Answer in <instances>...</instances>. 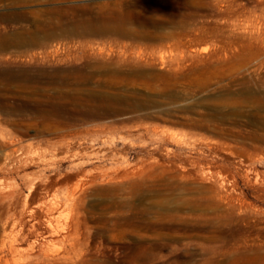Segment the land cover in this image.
<instances>
[{
  "label": "rangeland",
  "instance_id": "rangeland-1",
  "mask_svg": "<svg viewBox=\"0 0 264 264\" xmlns=\"http://www.w3.org/2000/svg\"><path fill=\"white\" fill-rule=\"evenodd\" d=\"M0 44V66L90 75L81 155L12 175L70 179L78 247L47 264H264V0H0Z\"/></svg>",
  "mask_w": 264,
  "mask_h": 264
},
{
  "label": "bare ground",
  "instance_id": "bare-ground-1",
  "mask_svg": "<svg viewBox=\"0 0 264 264\" xmlns=\"http://www.w3.org/2000/svg\"><path fill=\"white\" fill-rule=\"evenodd\" d=\"M4 22H8V20H4ZM74 73L66 74L64 71L58 70L56 73L50 74L43 71H30L22 67L11 69L0 66V175H9V179H11L8 189L0 185V199L2 202L8 203L4 214H7L9 220L12 221V229L7 235L9 239H1L0 244L2 247L8 246L9 250L6 249L12 254L19 253V249L27 246L28 262H25L27 264H47L46 259L53 258V256L55 259L61 256V259L67 258L62 255L63 253H59L60 249H58L59 251L55 249L60 241L63 244L68 243V250L65 253H74L78 247L76 240L79 226L70 217V202L73 201L75 195L68 192L62 199L56 193L60 187L69 185L70 179L68 177L47 178L44 175L46 173L37 174L34 178L25 174L21 178L23 183L19 184L12 177L13 174H20L35 164L48 162L47 159H43V154L40 153V150L43 149L54 153L70 154L74 158H78L82 153L77 150L78 146L87 143L88 139H85L87 136L95 135L89 130L84 132L80 128H73L85 123L84 118L78 117V110L75 107L78 100L76 95L78 81L79 78L90 77L81 69ZM70 75L73 77L69 78ZM5 122L12 124L15 128L11 130L3 128L2 124ZM31 129L35 130V134L33 138H30L32 142L27 143ZM78 175L80 176V174ZM34 180L36 182H33ZM43 187L44 192H40ZM25 188H28V193L22 199ZM7 259L0 258V264H8ZM52 260L54 261V259ZM56 262V264H60L58 260Z\"/></svg>",
  "mask_w": 264,
  "mask_h": 264
}]
</instances>
